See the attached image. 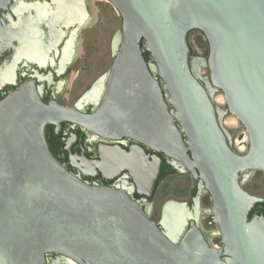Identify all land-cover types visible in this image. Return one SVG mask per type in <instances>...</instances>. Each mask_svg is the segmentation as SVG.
Masks as SVG:
<instances>
[{
	"label": "water",
	"instance_id": "95a60500",
	"mask_svg": "<svg viewBox=\"0 0 264 264\" xmlns=\"http://www.w3.org/2000/svg\"><path fill=\"white\" fill-rule=\"evenodd\" d=\"M106 1L121 18L112 63L75 108L45 105L34 81L0 101V264H48L52 254V264H264V217L248 221L264 199L243 189L264 173V0ZM192 32L207 45V84L247 133L244 153L229 147L195 74ZM91 99L101 106L83 114ZM62 123L133 140L199 180L223 250L189 226L185 203H165L156 223L129 193L71 175L45 139ZM128 156L153 183L160 159L139 147Z\"/></svg>",
	"mask_w": 264,
	"mask_h": 264
},
{
	"label": "flooded vegetation",
	"instance_id": "af4514ba",
	"mask_svg": "<svg viewBox=\"0 0 264 264\" xmlns=\"http://www.w3.org/2000/svg\"><path fill=\"white\" fill-rule=\"evenodd\" d=\"M90 2L10 0L7 4H0V101L23 83L34 81L42 91L41 100L45 105L56 103L75 108L77 101L100 77L85 87L72 104H68L74 93L73 87L78 81L84 80L91 68L87 58L89 47L86 36L81 39L84 32L92 31L96 22L95 8ZM95 2L100 4L107 1ZM101 103L102 100L96 106L95 100L91 99L81 112L92 114ZM220 125L229 147L237 154L244 153L248 143L234 146V134L230 137L221 122ZM45 139L51 154L71 175L90 186L116 188L129 193L130 198L141 206L151 221L155 213V198L164 181L169 177L187 175L191 180L185 202L192 213L189 226L199 224L209 245L218 251L223 250L222 237L211 213L209 194L204 189L199 192L200 181H195L189 173H177L167 158L133 140L104 139L69 123L60 124L58 130L52 125L46 126ZM137 147L142 148L146 155L160 159L153 183L150 176L141 174L137 160L129 159L128 155ZM195 205L202 207L201 218L197 216L199 222L194 217ZM259 216L264 217V202L251 208L248 221ZM58 258L53 254L48 256V264Z\"/></svg>",
	"mask_w": 264,
	"mask_h": 264
},
{
	"label": "rangeland",
	"instance_id": "374dc122",
	"mask_svg": "<svg viewBox=\"0 0 264 264\" xmlns=\"http://www.w3.org/2000/svg\"><path fill=\"white\" fill-rule=\"evenodd\" d=\"M94 2L95 0H91L90 3L95 8L96 22L91 28L92 31L88 30L84 32L81 37L82 39L86 36L87 39L86 41L89 47L87 50V58L90 61L91 68L88 75L86 74L84 77V80L78 81L73 87L72 90L74 93L68 102L69 105L78 98L81 91L85 87H87L90 83H92L95 79H97L109 69L112 62L110 51L111 39L115 32L121 27V18L111 4L107 2H101L103 4L100 3V5L99 3ZM200 37L201 36L198 32H192L189 35V43L192 48L191 59H197L198 69L201 74L198 75V77L202 82L203 80L204 82L206 81L207 84V80L205 79L207 78L208 71L205 66H202V60L206 59L208 49L204 38L201 37L202 40H199ZM80 84H82V87H79ZM206 86L207 88H210L208 84ZM210 90H212L213 93L216 91H214L212 88H210ZM216 95L219 94L215 92L214 96ZM219 109V111L222 112L221 114H223V120L227 119L228 116H231L226 112L225 106ZM231 125H229L228 131H231V134H234V138L237 140L239 146H243L248 143V138L246 140L247 134L242 133L245 132V130H241L240 124H233V126ZM190 184L191 180L187 175H178L166 179L159 188V191L156 195L155 213L152 217V220L155 222L159 221L162 206L168 201L185 203L187 200ZM243 188L251 195L264 198V173H255Z\"/></svg>",
	"mask_w": 264,
	"mask_h": 264
},
{
	"label": "bare ground",
	"instance_id": "6f19581e",
	"mask_svg": "<svg viewBox=\"0 0 264 264\" xmlns=\"http://www.w3.org/2000/svg\"><path fill=\"white\" fill-rule=\"evenodd\" d=\"M87 21V20H86ZM85 25V24H84ZM74 35V34H73ZM75 36V35H74ZM26 42V41H25ZM75 42V41H74ZM69 43H70V41H69ZM68 43V44H69ZM67 45V44H66ZM66 49V48H65ZM64 49V50H65ZM72 49V48H71ZM198 62H197V59H193V61H192V66H193V69H194V71H195V74L196 75H201L200 74V72H199V69H198V64H197ZM6 74V73H5ZM6 76H8L7 74L5 75V78H7ZM9 78V77H8ZM206 80V79H205ZM69 83V82H68ZM203 84L206 86L207 84H206V81L204 82V80H203ZM69 85V84H68ZM68 85H67V87H68ZM58 86H59V84H58ZM66 87V88H67ZM207 87V86H206ZM61 89V88H60ZM208 89V92H209V95H210V97H211V100H212V102L214 103V105H215V107L217 108V112H218V116H219V121L221 122V124L223 125V127H224V129H226V132L227 133H229V135H230V137H231V131H228L229 130V125H231V126H233V124H236V125H239L240 123L237 121V119H235V117H233V116H228V118L227 119H225V120H223V114H221L222 112L221 111H219L220 109L219 108H223L224 106H225V101H224V97H223V94L221 93V92H219V91H215V92H217L219 95H216V96H214L215 95V92L213 93V91L212 90H210V88H207ZM214 94V95H213ZM225 110H226V108H225ZM227 112V111H226ZM228 115V114H227ZM227 124H229V125H227ZM242 126V125H241ZM245 130V129H244ZM243 133H246V131L245 132H243ZM247 134V133H246ZM247 136H246V140H247ZM232 142H233V144H234V146H236V145H238V142H237V140L235 139V138H233V140H232ZM237 147V146H236ZM244 150V149H243ZM201 208L202 207H200V205L199 206H197L196 207V205H195V219L199 222V219H198V217L197 216H199V218H201L200 217V214H202L201 213ZM191 218H192V214H191ZM196 221V222H197ZM199 225V224H198ZM204 234H206V233H204ZM217 248V247H216Z\"/></svg>",
	"mask_w": 264,
	"mask_h": 264
},
{
	"label": "trees",
	"instance_id": "16d2710c",
	"mask_svg": "<svg viewBox=\"0 0 264 264\" xmlns=\"http://www.w3.org/2000/svg\"><path fill=\"white\" fill-rule=\"evenodd\" d=\"M199 40H202V38L200 37V39ZM149 57H148V55H147V59H148ZM172 172H174V171H172Z\"/></svg>",
	"mask_w": 264,
	"mask_h": 264
}]
</instances>
